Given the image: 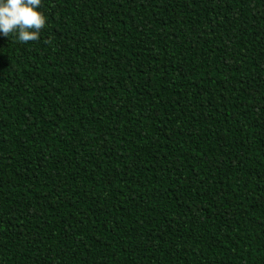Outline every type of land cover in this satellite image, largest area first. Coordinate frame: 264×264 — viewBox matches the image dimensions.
<instances>
[{
	"label": "trees",
	"instance_id": "obj_1",
	"mask_svg": "<svg viewBox=\"0 0 264 264\" xmlns=\"http://www.w3.org/2000/svg\"><path fill=\"white\" fill-rule=\"evenodd\" d=\"M37 10L0 34V264H264V0Z\"/></svg>",
	"mask_w": 264,
	"mask_h": 264
},
{
	"label": "clouds",
	"instance_id": "obj_2",
	"mask_svg": "<svg viewBox=\"0 0 264 264\" xmlns=\"http://www.w3.org/2000/svg\"><path fill=\"white\" fill-rule=\"evenodd\" d=\"M40 7L42 0H0V34L14 36L21 44L39 41L48 26Z\"/></svg>",
	"mask_w": 264,
	"mask_h": 264
}]
</instances>
